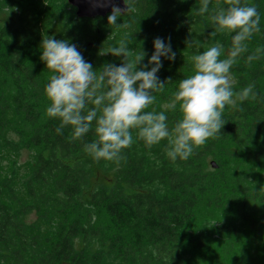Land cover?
<instances>
[{"label": "trees", "instance_id": "trees-1", "mask_svg": "<svg viewBox=\"0 0 264 264\" xmlns=\"http://www.w3.org/2000/svg\"><path fill=\"white\" fill-rule=\"evenodd\" d=\"M247 3L258 9L260 31L231 74L234 90L253 84L257 99L226 106L220 134L187 159L172 161L167 140L149 147L133 132L117 164L83 151L92 132L83 140H72L70 127L57 134L59 120L46 115L42 38L74 44L94 70L122 63L100 51L126 33L129 49L146 53L137 70L162 39L175 59L161 57L156 75L171 82L146 109L162 111L192 74L190 56L217 42L227 50L235 33L211 35L200 0H135L116 21L128 28L109 25L110 14L78 18L67 0H0V149L30 156L25 176H0V264H264V55L246 62L264 48V0ZM166 115L173 126L178 113Z\"/></svg>", "mask_w": 264, "mask_h": 264}, {"label": "clouds", "instance_id": "clouds-1", "mask_svg": "<svg viewBox=\"0 0 264 264\" xmlns=\"http://www.w3.org/2000/svg\"><path fill=\"white\" fill-rule=\"evenodd\" d=\"M134 2L123 0L125 8L121 9L113 0H96V6L111 3L108 24L128 28L127 22L117 24L116 21L122 14L134 10ZM210 3L211 0H200L197 15L209 13L213 36L235 33L231 36L230 47L225 50L217 42L191 55L192 74L179 80L169 101L162 105V111L146 109L156 102L154 93L163 92L165 84L171 82H160L156 75L162 66L161 57L175 59L170 44L156 38L154 52L148 60V64L155 66L145 70L148 64H144L137 70L146 53L130 50L131 38L126 33L118 46L100 51V55L123 57L122 63L119 66L104 64L94 70L74 44L44 36L40 60L50 75L43 93L49 102L46 115L59 120L57 134L70 127L71 139L83 140L92 132L94 139L83 144V151L96 161L117 164L124 159L122 152L132 147L133 132L136 140L149 147L167 140L165 153L172 161L187 159L195 148L218 136L226 122L223 119L226 106L236 107L237 102L257 99L253 84L234 90L231 68L248 52L247 42L260 31L261 17L257 7L247 0L243 3L242 0H224L223 6L217 0L211 9ZM191 46L189 41L188 47ZM261 55H264V48L257 47L246 57V62L258 60ZM168 110L178 113L171 127L166 115Z\"/></svg>", "mask_w": 264, "mask_h": 264}, {"label": "rangeland", "instance_id": "rangeland-1", "mask_svg": "<svg viewBox=\"0 0 264 264\" xmlns=\"http://www.w3.org/2000/svg\"><path fill=\"white\" fill-rule=\"evenodd\" d=\"M29 159V151L27 150L20 152L13 149H0V176L13 174L20 179L26 175V166ZM28 220H33V216L31 215Z\"/></svg>", "mask_w": 264, "mask_h": 264}, {"label": "water", "instance_id": "water-1", "mask_svg": "<svg viewBox=\"0 0 264 264\" xmlns=\"http://www.w3.org/2000/svg\"><path fill=\"white\" fill-rule=\"evenodd\" d=\"M67 2L75 8V15L78 18L105 17L111 13V3L96 6V0H67ZM113 3L121 9L125 8L123 0H113Z\"/></svg>", "mask_w": 264, "mask_h": 264}]
</instances>
